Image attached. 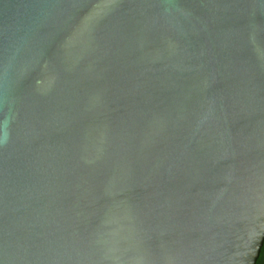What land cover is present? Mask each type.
Instances as JSON below:
<instances>
[{"label": "water", "instance_id": "95a60500", "mask_svg": "<svg viewBox=\"0 0 264 264\" xmlns=\"http://www.w3.org/2000/svg\"><path fill=\"white\" fill-rule=\"evenodd\" d=\"M264 0H0V264H255Z\"/></svg>", "mask_w": 264, "mask_h": 264}, {"label": "trees", "instance_id": "16d2710c", "mask_svg": "<svg viewBox=\"0 0 264 264\" xmlns=\"http://www.w3.org/2000/svg\"><path fill=\"white\" fill-rule=\"evenodd\" d=\"M255 264H264V242H263V245L261 247L259 257H258Z\"/></svg>", "mask_w": 264, "mask_h": 264}]
</instances>
